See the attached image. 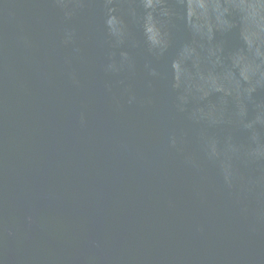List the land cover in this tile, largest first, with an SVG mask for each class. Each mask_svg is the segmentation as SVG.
<instances>
[{
	"label": "water",
	"instance_id": "1",
	"mask_svg": "<svg viewBox=\"0 0 264 264\" xmlns=\"http://www.w3.org/2000/svg\"><path fill=\"white\" fill-rule=\"evenodd\" d=\"M0 264H264V0H0Z\"/></svg>",
	"mask_w": 264,
	"mask_h": 264
}]
</instances>
